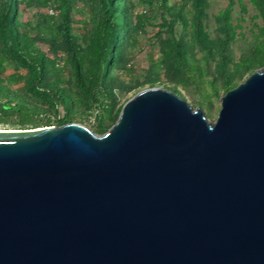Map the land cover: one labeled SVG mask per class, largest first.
I'll return each mask as SVG.
<instances>
[{"label":"water","instance_id":"water-1","mask_svg":"<svg viewBox=\"0 0 264 264\" xmlns=\"http://www.w3.org/2000/svg\"><path fill=\"white\" fill-rule=\"evenodd\" d=\"M221 106L149 86L104 135L0 130V264H264V66Z\"/></svg>","mask_w":264,"mask_h":264},{"label":"trees","instance_id":"trees-1","mask_svg":"<svg viewBox=\"0 0 264 264\" xmlns=\"http://www.w3.org/2000/svg\"><path fill=\"white\" fill-rule=\"evenodd\" d=\"M252 4L261 20L252 36L243 26L248 6L229 0L215 17L214 39L212 0H0V125L61 127L89 120L93 106L104 135L129 98L155 84L196 93L199 107L212 112L213 98L264 66V0ZM151 29L160 59L141 71L127 61Z\"/></svg>","mask_w":264,"mask_h":264},{"label":"rangeland","instance_id":"rangeland-1","mask_svg":"<svg viewBox=\"0 0 264 264\" xmlns=\"http://www.w3.org/2000/svg\"><path fill=\"white\" fill-rule=\"evenodd\" d=\"M175 1V0H173ZM178 1V0H177ZM239 3H243L245 5L248 6V14H244L243 15V19H245V23H243L244 28L246 29L245 32L249 35L252 36V32L250 30V28L254 27V23H258L261 22V20H259L257 17L259 16L257 8L252 4V0H237ZM262 2V0H261ZM229 8V0H212V8L210 11V22H209V26H210V30H212L213 34V38L215 39L216 37L215 35V29H216V21H215V17L218 16L219 14L225 12L227 9ZM237 13H239V10L236 9V11L234 12L235 16L237 15ZM237 19V16H236ZM157 30L151 29V31H149L148 34H143V39L144 42L142 43V45L137 46L136 48L133 49V55L128 59L127 63L132 65L133 67L140 69L141 71H143L145 68L149 67V64L152 62V57L154 56L155 59H160V57L158 55H155L156 51L153 50L152 45L155 43L154 40V36L157 33ZM239 34V32H238ZM252 39V38H251ZM235 55L238 58L241 57L243 51H244V42L243 40L239 37L236 38L235 40ZM66 67L69 68L70 71V76L72 75V66L71 63L69 62V60H67L66 62ZM67 77V79H72ZM244 81V80H243ZM155 86H157L155 84ZM71 89H73V87H71ZM94 87L91 86L89 89L90 94H92ZM177 93V92H176ZM179 94V93H177ZM180 95V94H179ZM184 95H186V99L190 102V104L196 109L199 108V104H198V97H200V95L193 93L190 94L188 92H184ZM225 94H223V92L218 96L213 98L212 104L214 105V109L212 110V112L210 111H206L204 110V112L206 113L208 119L210 121H216L219 117V113L220 110L222 108L221 106V98L224 96ZM79 100V96L76 97ZM201 108V107H200ZM90 114L93 115L92 118H89V120H86L84 122H79L81 124H84L86 126H88L92 131H94L95 133L98 134V127H97V122H96V118L95 116H97L99 113L97 111L94 110V107L92 106L91 108H89L88 111ZM117 122V119H110L108 120V126L109 127H113ZM0 130H19V129H15V128H11V126L8 125H0ZM33 130V129H31Z\"/></svg>","mask_w":264,"mask_h":264},{"label":"built area","instance_id":"built-area-1","mask_svg":"<svg viewBox=\"0 0 264 264\" xmlns=\"http://www.w3.org/2000/svg\"><path fill=\"white\" fill-rule=\"evenodd\" d=\"M50 12H51V14H55V12L53 10H51Z\"/></svg>","mask_w":264,"mask_h":264}]
</instances>
